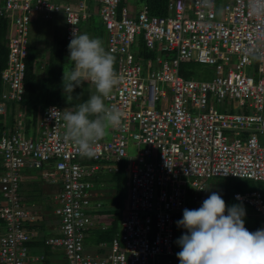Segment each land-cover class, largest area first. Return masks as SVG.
<instances>
[{"label": "built area", "instance_id": "obj_1", "mask_svg": "<svg viewBox=\"0 0 264 264\" xmlns=\"http://www.w3.org/2000/svg\"><path fill=\"white\" fill-rule=\"evenodd\" d=\"M96 2L105 50L115 57L120 78L105 103L122 110L124 120L87 157L66 137L62 116L49 115L50 108H64L39 110L32 137L21 110L31 16L40 13L47 22L62 17L70 41L89 16L85 1L0 0V17L7 21L0 117L11 105L18 108L0 136V264H46L33 251L37 242L60 250L64 263L54 264H179L174 216L202 205L209 196L206 179L264 181V59L252 62L245 52L264 50V16L252 14L249 0L221 7L213 0L211 9L200 0H170L164 16L150 15L146 5L135 11L121 7V0ZM188 62L212 66L214 76L181 77L179 68ZM252 66L249 75L245 69ZM225 102L231 114L223 112ZM128 139L144 147L136 159L127 157ZM121 161L126 193L118 231L109 243L86 251L88 231L105 228L91 214L101 207L96 175L100 169L117 172L108 163ZM31 170L56 188L49 199L57 234L44 239L39 215L18 195ZM233 196L263 217L264 228L262 194Z\"/></svg>", "mask_w": 264, "mask_h": 264}, {"label": "clouds", "instance_id": "obj_2", "mask_svg": "<svg viewBox=\"0 0 264 264\" xmlns=\"http://www.w3.org/2000/svg\"><path fill=\"white\" fill-rule=\"evenodd\" d=\"M200 2L205 8L213 7V0ZM142 5L146 4L141 3L140 7ZM249 7L253 15L264 16V0H249ZM68 52V60L73 67L71 70L64 69L62 76V94L66 102H71L75 89L82 87L85 82L95 86L96 94L90 95L87 101L76 105L72 110L68 107L63 110L50 108L49 115L55 120L57 116H62L66 137L76 145L81 155L91 157L95 155V144L110 129L123 126V111L104 103L120 78L114 68L115 57L105 50L100 38L90 37L87 33L77 34L74 30ZM245 52L253 59H264V50L252 48V51ZM251 192L258 191L235 194ZM259 193L264 198L263 193ZM236 199L242 200L239 195ZM245 216L246 209L242 202L228 206L218 192H212L197 209L185 208L182 219L176 221L178 228L186 230L176 240L181 249L179 252L175 250L178 252L176 255L179 264H264V228L249 231L245 227ZM112 221L111 218L104 229H97L106 230ZM37 226L39 227V222Z\"/></svg>", "mask_w": 264, "mask_h": 264}, {"label": "trees", "instance_id": "obj_3", "mask_svg": "<svg viewBox=\"0 0 264 264\" xmlns=\"http://www.w3.org/2000/svg\"><path fill=\"white\" fill-rule=\"evenodd\" d=\"M140 3L146 4L148 7L150 15H156V16H164L167 14V4L169 0H138ZM65 3V2H64ZM126 3V0H121L120 6H124ZM95 16H92L91 14L88 16V18L81 22L80 24V33H87L90 35L91 32L98 33L99 38L104 41V31L101 28V32L97 30V28L93 24V19ZM6 27H7V21L6 19L0 17V74L1 71L6 66V59H7V47H6ZM70 41H67L65 37L56 36L54 34L53 40L50 44L47 46V58L41 59L40 51L37 47L30 44L27 48V54L25 58V72H24V79H23V95L21 100V110L25 116V122H26V132H31L29 127L34 126L36 121V115L39 110H43L47 106H57L59 108H69L74 109L77 105L75 103V100H71V102L68 104L66 102V99L63 97L62 94V72H63V65L66 60V57H69L68 52V44ZM105 48V43H104ZM190 64L192 62H188L185 64H182L179 68V74L181 77L187 79L191 76H194V72L191 69ZM90 83V82H88ZM91 84V83H90ZM93 85V84H92ZM2 92V83L0 80V95ZM73 96L75 94L73 93ZM18 108H16L14 105H11L9 107V112L5 117H0V136L3 130H5V126H11L12 122L14 120V114ZM124 161L111 164L110 168H118L117 172H106L105 174L109 175L112 174L114 176H111L112 179H109L108 182L110 184L112 183L114 185L111 186L108 191L110 190V200L113 199L112 205H110V208L102 206L100 208L94 209L91 211V214L100 218V217H111L113 219L110 226L108 225V228L106 230H100V229H91L88 231V237L90 238L89 242H93L92 244H98L99 242H109L113 236L116 234V231L118 229V222L122 213V203L125 198V191H124V184H125V176L121 173V168ZM1 173V170H0ZM209 179H224V178H209ZM206 179V180H209ZM227 179H234V178H227ZM101 179L98 178L96 175L95 178V184L99 186L102 185L100 183ZM221 185V184H220ZM218 185L213 184L209 187L212 188V191L214 188H216ZM207 187V185H206ZM208 191L209 188L207 187ZM229 190L227 192H223V195L226 196L224 200H234L236 203H240L234 199V194L238 192H233L231 195H228ZM210 195V193H209ZM264 195V194H263ZM230 198V199H229ZM244 206H247L249 208L248 211H246L245 216V227L249 231H256L257 228L260 229V225L263 219L259 214H256L253 209H251L248 205L243 204ZM227 214V213H225ZM183 214H176L174 216V232H175V250L180 251L181 249L176 247V240L184 234L186 231L183 228H178L176 225V221L179 219H182ZM248 219V220H247ZM43 223L40 224L42 228H44ZM39 226V229L41 227ZM88 239V238H87ZM86 239V241H87ZM47 253V254H46ZM45 254V262L46 264L49 263L48 256L50 255L49 250H47Z\"/></svg>", "mask_w": 264, "mask_h": 264}, {"label": "rangeland", "instance_id": "obj_4", "mask_svg": "<svg viewBox=\"0 0 264 264\" xmlns=\"http://www.w3.org/2000/svg\"><path fill=\"white\" fill-rule=\"evenodd\" d=\"M67 1L72 3L71 0H67ZM67 1L66 0H55L54 2L62 3V2H67ZM227 1L228 0H217V7H221V5ZM92 4L96 5V3L95 4L92 3ZM130 4L131 2L129 1L128 6ZM140 5L141 3L137 4V9L140 8ZM92 21H93L94 26L97 28V30L101 32L100 19L98 17H94ZM54 34H56V36L57 35L60 36L61 24H57V23L54 24L51 21L47 23V21L44 20L43 16L40 13H34L31 16V22L29 25V43L38 48V50L40 51V55H41L40 57L42 60L44 58V61H45V58H47V50H48L47 46L48 44L52 42ZM89 36L99 38V34L94 33V32H91ZM103 46H104V42H103ZM254 61L255 60L252 59V62ZM141 65L143 67V77H145V59L144 58H142ZM190 66L194 72V77H193L194 79H210L214 76V68L210 65L198 64V63L192 62ZM72 67L73 65L69 63L68 57H66V60L63 65V72H64V69L71 70ZM252 71H253V66L245 69V72L249 75L252 73ZM63 72H62V76H63ZM161 87L163 86L160 85V88ZM74 94L75 96H73L72 100L73 101L75 100V103L78 105L80 103L87 101L90 95L96 94V89L94 85L88 82H85V84L82 87L75 89ZM157 107H158V103H157ZM218 109L220 110V107H218ZM223 112H225L226 114H231V112L228 111L227 109V102L223 104ZM33 128L34 127H29L30 131L33 130ZM27 135L32 137L31 132H27ZM104 138L105 140L108 141L110 139L109 134L107 133V135ZM259 141L261 144H264V137H259ZM143 148H144L143 146H140L139 148H137V146L135 145V142L131 139H128L127 147L125 149L127 157L131 159H136V155L138 151L142 150ZM111 164L112 163H108V165H111ZM0 165H1V161H0ZM105 173L106 172H104V169H100V171L97 173L98 178L101 179L100 183L102 185L100 184H99L100 186L96 185L94 188H95V191L98 190L100 194L99 202L102 204V206L110 208V205H112L113 199L110 200V190L108 191V189L111 186L114 187V185L112 183L110 184V182L108 181L109 179H112L111 176H114V175L112 174L107 175ZM29 175L36 177L37 180L35 182H30V184H27L23 188L22 187L20 188L19 194H18L19 199L22 201L23 198L25 197L27 199V200L24 199L25 201L23 203L25 205L29 203H33L32 201H35L34 204H35V208H37V211L40 213L41 211L46 212L49 205H53V206L55 205L54 201L50 199L47 200L46 198L47 194L50 191V187L48 186V183L45 180L40 178V172L31 170L28 172V176ZM204 183L209 188L210 194L212 192H218L222 196L223 199L227 198L226 196L223 195V192H227V190H229L228 195H231L233 192H250V191H258L264 194V182H254V181L246 180V179H209V180H205ZM209 184L210 186L213 184H217L218 186L214 188V190L212 191V188L209 187ZM124 191H125V188H124ZM31 198H33L34 200L30 201ZM0 199H1V196H0ZM225 202H226V205L228 206H231L233 204H238L232 199L225 200ZM244 207L246 211L249 210L247 206H244ZM101 218L104 220H111V217H101ZM47 232H49V230L44 229L42 233L46 234ZM87 238H86L87 241H85V250L89 252L94 251L95 244H92L93 242H89L90 238L89 237ZM176 247L178 249L180 248L177 244H176ZM35 253H40V252L36 251Z\"/></svg>", "mask_w": 264, "mask_h": 264}, {"label": "crops", "instance_id": "obj_5", "mask_svg": "<svg viewBox=\"0 0 264 264\" xmlns=\"http://www.w3.org/2000/svg\"><path fill=\"white\" fill-rule=\"evenodd\" d=\"M52 1H55V0H52ZM77 1L78 0H71L72 3H75ZM84 1H85L86 7H87V11H88L89 15L91 14L92 16H95V17H98L99 18V16H98V4H97L96 0H84ZM129 1L131 2V4L129 6L132 8V10L137 11V10L140 9V8L137 9V4L139 3L138 0H126V3H128ZM92 3H94V4L96 3V5H93ZM51 22H53L54 24H56V23L57 24H61V34H60V37H63L64 36L65 25H64V22L62 20V17L55 16L54 19ZM47 23H49V22H47ZM102 42H104V41H102ZM2 90H3V86H2ZM0 170L2 171L1 165H0ZM26 176L28 178L24 179L21 182V187L22 188L25 187L27 184H30V182H35L37 180V178L34 177V176H30V175L28 176V173L26 174ZM49 187H50V191L47 194V197H46L47 200H49L50 194H52L53 192L56 191V188H52L50 185H49ZM24 199H26V198L25 197L23 198L22 203L25 201ZM32 200H34V199L31 198L30 201H32ZM32 202L33 203H29L27 205H25L23 203V205L25 206V208H29V210H32V211L36 212L39 215V217H40V220L38 221L39 222V226H40L41 223H43L42 225H44V228H42L40 226L41 229H39V232L41 234V235H39L40 238L41 239H44V238H46L48 236L56 235L57 234V229H56V225L54 224V220L55 219H54L53 213H52L53 208H54L55 205L54 206L53 205H49L46 212L41 211V213H40V212L37 211V208H35V204H34L35 201H32ZM100 220L103 223V226L104 227L110 221V220H104L101 217H100ZM44 229H48L49 232H47L46 234H43L42 232L44 231ZM3 231H4V224L2 222H0V234ZM39 241H41V240L39 239ZM41 243L42 242H37V244L35 245L36 248H33V251L34 252L38 251V252L42 253L45 256L47 254L46 253L47 250H49L50 255L48 256V261H49L48 264H50V263L51 264H54L55 262L63 263L64 259L62 257V254H61L60 250H53L52 248L46 247V246H43L42 247ZM95 246H96V244H95Z\"/></svg>", "mask_w": 264, "mask_h": 264}, {"label": "bare ground", "instance_id": "obj_6", "mask_svg": "<svg viewBox=\"0 0 264 264\" xmlns=\"http://www.w3.org/2000/svg\"><path fill=\"white\" fill-rule=\"evenodd\" d=\"M94 215H96V214H94ZM248 220V219H247ZM258 229V228H257Z\"/></svg>", "mask_w": 264, "mask_h": 264}]
</instances>
